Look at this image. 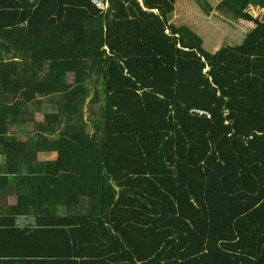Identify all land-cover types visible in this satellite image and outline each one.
<instances>
[{
	"label": "trees",
	"instance_id": "obj_1",
	"mask_svg": "<svg viewBox=\"0 0 264 264\" xmlns=\"http://www.w3.org/2000/svg\"><path fill=\"white\" fill-rule=\"evenodd\" d=\"M99 1L0 0V264H264V0H194L252 23L213 51Z\"/></svg>",
	"mask_w": 264,
	"mask_h": 264
},
{
	"label": "rangeland",
	"instance_id": "obj_2",
	"mask_svg": "<svg viewBox=\"0 0 264 264\" xmlns=\"http://www.w3.org/2000/svg\"><path fill=\"white\" fill-rule=\"evenodd\" d=\"M213 6L219 0H208ZM189 8L182 15V8ZM176 22L186 23L203 40V46L209 51L217 49L221 45H232L241 42L245 32L252 23L247 20L234 19L226 11L213 9L209 15L194 0H176ZM247 10L257 19H264V8L248 6ZM251 24V25H250Z\"/></svg>",
	"mask_w": 264,
	"mask_h": 264
},
{
	"label": "crops",
	"instance_id": "obj_3",
	"mask_svg": "<svg viewBox=\"0 0 264 264\" xmlns=\"http://www.w3.org/2000/svg\"><path fill=\"white\" fill-rule=\"evenodd\" d=\"M188 8H189L188 5H184V7L181 9L182 15L185 14V12L187 11ZM177 17H178V14H177L176 2H175V8H174V11L171 15L170 21L177 24V22H176ZM179 24H182V23H179ZM184 24H186V23H184ZM4 94H7V93H1L0 94V100L2 99L1 95H4ZM8 103H11V100H9ZM39 107L43 111L44 110L45 111L51 110L50 106L48 105L47 102L41 103L39 105ZM27 109L29 110V112L32 110L31 104H29ZM34 112H35V118L37 120H40L42 118V112L41 111H34ZM31 134H32V123H28V122L27 123H14V124H10L7 128V135L16 136L21 141L26 140ZM56 157H57V152L54 150L37 152V159L40 161L54 160ZM1 159H2V156L0 154V161H1ZM15 202H16V196L12 193L9 194L7 197H4V198L1 197L0 198V204L1 203L14 204ZM30 220H32V219L31 218L29 219L28 217H21L20 218L21 222L30 221Z\"/></svg>",
	"mask_w": 264,
	"mask_h": 264
},
{
	"label": "built area",
	"instance_id": "obj_4",
	"mask_svg": "<svg viewBox=\"0 0 264 264\" xmlns=\"http://www.w3.org/2000/svg\"><path fill=\"white\" fill-rule=\"evenodd\" d=\"M92 2L98 7L100 8L101 10H104L106 9L107 7V3L106 2H102V1H99V0H92ZM194 111H197L198 113H203L204 111L202 110H196V109H192Z\"/></svg>",
	"mask_w": 264,
	"mask_h": 264
}]
</instances>
